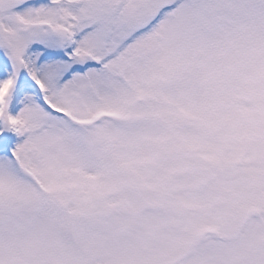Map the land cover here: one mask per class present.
<instances>
[{"label": "snow or ice", "instance_id": "snow-or-ice-1", "mask_svg": "<svg viewBox=\"0 0 264 264\" xmlns=\"http://www.w3.org/2000/svg\"><path fill=\"white\" fill-rule=\"evenodd\" d=\"M0 264H264V0H0Z\"/></svg>", "mask_w": 264, "mask_h": 264}]
</instances>
